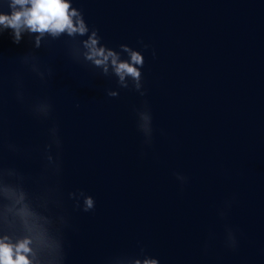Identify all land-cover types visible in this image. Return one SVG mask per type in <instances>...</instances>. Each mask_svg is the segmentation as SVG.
I'll return each mask as SVG.
<instances>
[{"label":"water","instance_id":"water-1","mask_svg":"<svg viewBox=\"0 0 264 264\" xmlns=\"http://www.w3.org/2000/svg\"><path fill=\"white\" fill-rule=\"evenodd\" d=\"M0 264H264V0H0Z\"/></svg>","mask_w":264,"mask_h":264}]
</instances>
